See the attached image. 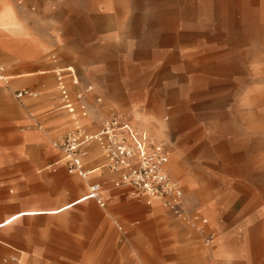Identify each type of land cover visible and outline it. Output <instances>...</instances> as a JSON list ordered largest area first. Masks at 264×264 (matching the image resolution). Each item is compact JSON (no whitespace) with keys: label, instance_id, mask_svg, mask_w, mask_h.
I'll list each match as a JSON object with an SVG mask.
<instances>
[{"label":"rangeland","instance_id":"374dc122","mask_svg":"<svg viewBox=\"0 0 264 264\" xmlns=\"http://www.w3.org/2000/svg\"><path fill=\"white\" fill-rule=\"evenodd\" d=\"M11 1L24 48L46 49L5 104L15 119L0 124V222L88 191L62 165L38 172L61 161L54 143L71 128L55 69L75 72L66 86L73 101L84 95L88 133L113 113L163 124L148 137L170 148L184 195L178 213L162 206L175 221L150 233L155 204L122 196L106 169L91 178L104 208L21 217L0 231V264H264V0ZM25 88L38 96L17 101Z\"/></svg>","mask_w":264,"mask_h":264},{"label":"built area","instance_id":"2783aa9c","mask_svg":"<svg viewBox=\"0 0 264 264\" xmlns=\"http://www.w3.org/2000/svg\"><path fill=\"white\" fill-rule=\"evenodd\" d=\"M69 71L75 75L72 68ZM59 79V87L64 89L65 86L61 78ZM74 83L78 84L76 80ZM38 94L35 91L22 90L15 93V98L22 101L37 97ZM83 96L80 94L77 97L81 103L79 108L67 94L63 97V109L74 117V121L87 116ZM96 139L103 141L107 168L120 175L113 183L114 189L131 188L140 196L146 197L148 205L159 203L173 210L181 207L184 190L169 172L170 148L165 143L140 133L126 117L117 113L102 122L101 130L96 135L79 127L68 133L62 141L54 143V147L62 153L61 163L70 174L78 175L82 179L88 178L90 171L85 169L82 157L86 148ZM101 192V185H91L86 198L97 199Z\"/></svg>","mask_w":264,"mask_h":264},{"label":"crops","instance_id":"0c3cea01","mask_svg":"<svg viewBox=\"0 0 264 264\" xmlns=\"http://www.w3.org/2000/svg\"><path fill=\"white\" fill-rule=\"evenodd\" d=\"M0 38L1 39H6V38H10L11 43H7L6 40H1L0 42V124H4L6 122H10L14 121V116H10L8 115V113L5 110V104L6 103H11V93H12V86L16 85V81H14L15 79H18L22 76H30L32 74H35L37 71V67L36 64L34 63V60L36 59V57L38 56V54H41L45 49H46V45H41V44H37V41L35 39H32L29 42V46L28 48H24V46L22 45V43H24V38H23V34L21 32V27L20 24L18 22L17 19V14H16V10L15 7L12 3L11 0H0ZM37 44V45H36ZM21 61H24L25 63H27V65L22 66ZM70 68L69 69H55L53 70V73L56 76L57 79V88L59 90V92L62 94V104H63V97L65 94H67L69 97L70 95L68 94V90H67V86H66V81H65V72H68L71 76H73L72 73H70ZM58 72H61V74L59 75ZM40 74H44L46 73L45 71H40ZM75 73V72H74ZM74 80H73V84L75 82V78L76 76L74 75ZM61 78V81L63 82V85L65 86L64 89H61L59 87V81ZM9 80H12L11 82H9ZM78 80V79H77ZM75 85V84H74ZM22 90H28V89H22ZM22 90H16V92L18 91H22ZM71 98V97H70ZM72 99V98H71ZM73 101V99H72ZM21 102V101H19ZM76 106L79 108L81 103L76 99V101H73ZM63 107V105H62ZM73 116H70L69 114L67 116H62L61 118V124H69V122L71 123V128L70 131H73L79 127L84 128L87 124V122H89V119H78L76 121L73 120ZM86 124H84L83 123ZM82 122V123H81ZM84 124V125H80ZM147 125H149V128H147ZM142 127L148 131V132H153L155 134H161L164 131L165 126L159 122L154 123L152 122L150 119H146L143 121V125ZM101 129H99L98 131H96L94 134L92 135H96L100 132ZM68 132V133H69ZM0 135H4L3 132H0ZM54 150H52L51 148H48L45 154H51L53 153ZM83 161H87L86 166L89 164H91V169H89L90 171V177H88L87 179H82L80 176V178L83 180L84 185L88 187V191L86 194L78 197L77 199H74L72 201H69L57 208H52V209H36V210H23V211H18V212H14L12 213L10 216H8L7 218H5L3 221L0 222V231L9 228L10 226H12L18 219H20L21 217H25V216H37V215H50V216H57V215H62L64 213L69 212L70 210L74 209L75 207H77L78 205L82 204V203H87L90 201H95L101 208H104L106 206V200L104 199L103 196V191L100 193V195L98 196L97 199H87L86 196L88 195L89 192V187L91 185L94 184H99L102 187V183L100 182H93L91 183V178L93 180V178L97 179V178H101L103 177V175L105 173H107L109 171V169L107 168V158L104 155V151H103V141L100 139H96L93 143H91L85 150V155L82 157ZM97 164H95L93 166V164L95 162H97ZM58 165H62L63 167L66 168L67 167L64 164H61V161H56V163H53L51 165H47L43 168H40L38 170L39 173H42L50 168H53L55 166ZM106 169L108 171H106ZM169 171H171L173 173V168L170 166L168 167ZM88 170V169H87ZM68 171V170H67ZM108 173H110V176L112 177V182L114 183L116 180L119 179L120 175L116 174V173H112L111 171H109ZM179 178H181L182 182H186L185 178L182 176H179ZM194 185H192L193 187ZM79 187H74V191L78 190ZM103 189V187H102ZM120 190L122 193V196H129V195H133L138 197V199L143 200L146 204H147V199L144 196H140L135 190L131 189V188H124V189H117ZM148 205V204H147ZM151 206V205H148ZM159 203H155V205L153 206L152 209H150L149 211H147L148 216H149V224L147 226V231H150V233H155L157 232V228H158V222L160 221H166L167 223H171L173 221H175V218L170 215L167 211H165V209L163 206ZM167 208V207H165ZM141 209V208H139ZM171 211H174L176 213L179 212V209H170ZM141 212V211H140ZM14 217V218H13ZM13 218V220L9 223H5L6 221H8L9 219ZM138 232H136L137 234ZM164 233V232H163ZM134 233V236L136 235ZM161 234V233H160ZM137 237V235H136ZM22 252V251H21ZM225 249L221 248L220 249V256H222L223 258L226 256L225 254Z\"/></svg>","mask_w":264,"mask_h":264},{"label":"bare ground","instance_id":"6f19581e","mask_svg":"<svg viewBox=\"0 0 264 264\" xmlns=\"http://www.w3.org/2000/svg\"><path fill=\"white\" fill-rule=\"evenodd\" d=\"M77 82H78V80H77ZM132 124L139 130V132L140 133H143V134H146L147 136H149L148 135V131H146L143 127H142V125L140 126V127H138V126H136V124L134 123V122H132ZM152 139V138H151ZM152 140H154V139H152Z\"/></svg>","mask_w":264,"mask_h":264}]
</instances>
